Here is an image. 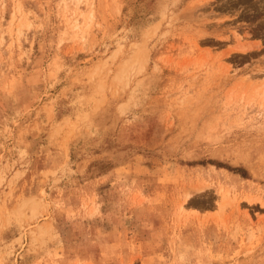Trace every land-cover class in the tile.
Wrapping results in <instances>:
<instances>
[{"label": "rangeland", "instance_id": "374dc122", "mask_svg": "<svg viewBox=\"0 0 264 264\" xmlns=\"http://www.w3.org/2000/svg\"><path fill=\"white\" fill-rule=\"evenodd\" d=\"M0 264H264V0H0Z\"/></svg>", "mask_w": 264, "mask_h": 264}]
</instances>
